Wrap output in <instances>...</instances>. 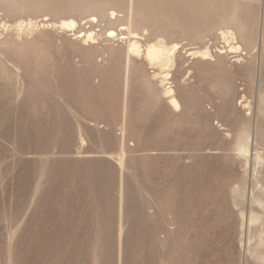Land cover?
<instances>
[{"label": "rangeland", "instance_id": "374dc122", "mask_svg": "<svg viewBox=\"0 0 264 264\" xmlns=\"http://www.w3.org/2000/svg\"><path fill=\"white\" fill-rule=\"evenodd\" d=\"M262 93L264 0H0V264H264Z\"/></svg>", "mask_w": 264, "mask_h": 264}, {"label": "bare ground", "instance_id": "6f19581e", "mask_svg": "<svg viewBox=\"0 0 264 264\" xmlns=\"http://www.w3.org/2000/svg\"><path fill=\"white\" fill-rule=\"evenodd\" d=\"M131 11V10H130ZM116 13H112V15H114ZM91 23L97 21L96 16H91L90 17ZM60 27L63 29H72L73 27H75L77 25V22L74 19H65L62 20L59 23ZM27 28V27H26ZM30 28V27H29ZM263 28V27H262ZM23 31V30H22ZM263 31V30H262ZM263 34V33H262ZM110 35H115L114 31L110 32ZM88 40L93 39L92 34H90L87 38ZM135 39V38H134ZM131 42V41H130ZM132 43V42H131ZM141 47L139 45L138 40L134 41L131 46L129 47L128 53H127V80H126V90L128 87V72L130 70V62L131 60V56L135 55V56H140L141 55ZM144 50V49H143ZM142 50V51H143ZM179 50V44H174L173 46H168L167 44L163 43V42H158L157 44H152L149 45L145 50H144V58L145 61L150 63L151 65L157 66L159 68H165V67H169L172 66L175 63V55L176 52ZM131 54V55H130ZM208 55L209 51L206 50L205 52H200V51H195L192 53V55ZM143 55V54H142ZM157 76L155 75L154 78H156ZM168 77V75L165 76V80ZM151 80V79H150ZM153 81V80H152ZM151 83V82H150ZM164 83V82H162ZM154 84V83H153ZM130 86V85H129ZM157 87V86H156ZM263 90V89H262ZM261 90V91H262ZM155 91L158 95H162L161 93H164L166 96H168L170 104L177 110L179 108H181V101L178 100L177 96L175 95V90L172 89V87L166 88L164 90L157 89L155 88ZM126 93V92H125ZM155 93V94H156ZM259 93V92H258ZM257 93V94H258ZM263 94V93H262ZM156 97V96H155ZM260 100L259 103L262 106L261 109V113L260 116L263 118L264 120V94L259 96ZM257 100V101H258ZM245 103V102H244ZM259 104V105H260ZM249 105V104H247ZM248 115V114H247ZM261 118V119H262ZM258 120V119H257ZM257 122H261V120L257 121ZM255 123V129H254V135H255V145H256V149H255V154L254 155H250V139H251V134L252 132L249 131V128H251L249 126L248 130H246L245 132L241 133L237 136H235L234 142L232 144V147L230 148L231 152L234 153V157H237V164L239 163V165L246 167V173H249V170L251 169L249 167V163L252 162V167H254V173H253V181H254V187L256 189H258V191L260 192V196L255 195V198L253 199V202L258 205L261 210H264V178L261 177L260 174V168L264 166V133L262 130L259 129V124ZM261 124V123H260ZM264 124V123H263ZM124 125V124H123ZM262 126V125H261ZM264 126V125H263ZM262 128V127H261ZM244 130V129H243ZM254 147V146H253ZM233 157V158H234ZM232 159V157H231ZM236 161V159H235ZM251 164V163H250ZM249 167V168H248ZM252 173V172H251ZM264 176V175H263ZM245 179V178H244ZM248 181V180H247ZM250 181V180H249ZM248 183V182H246ZM246 186V184H245ZM251 186V185H250ZM241 188V187H240ZM246 188H244L243 190H245ZM239 190V189H238ZM250 192V191H249ZM238 196L240 198H244L245 196V192H239ZM233 198V197H232ZM239 198V199H240ZM237 201H241V200H237ZM234 202V201H233ZM237 204V202H236ZM250 204V203H249ZM254 206V205H253ZM259 208V209H260ZM264 212V211H263ZM252 214V213H251ZM251 217V216H250ZM264 219V216L261 215H252V217L250 218V224L255 225L254 223L260 221ZM248 223V222H247ZM264 223V222H263ZM262 223V224H263ZM253 227V226H252ZM251 228V227H250ZM264 230V229H263ZM251 240V239H250ZM258 243V242H257ZM261 244L264 243H259V246ZM247 246V245H246ZM254 246V245H253ZM258 247V246H257ZM249 248V247H248ZM261 248V246H260ZM250 249V248H249ZM254 250V249H253ZM263 250V249H262ZM255 251V250H254ZM251 252V251H250ZM260 252V251H259ZM263 251L260 252L259 255H257V257L255 258L256 261L262 262L264 263V253H262Z\"/></svg>", "mask_w": 264, "mask_h": 264}]
</instances>
